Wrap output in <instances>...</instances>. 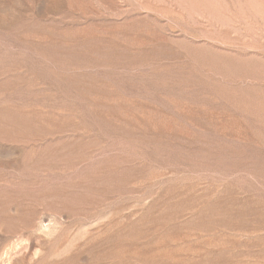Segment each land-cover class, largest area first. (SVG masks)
Segmentation results:
<instances>
[{"label": "rangeland", "instance_id": "1", "mask_svg": "<svg viewBox=\"0 0 264 264\" xmlns=\"http://www.w3.org/2000/svg\"><path fill=\"white\" fill-rule=\"evenodd\" d=\"M0 264H264V0H0Z\"/></svg>", "mask_w": 264, "mask_h": 264}, {"label": "bare ground", "instance_id": "2", "mask_svg": "<svg viewBox=\"0 0 264 264\" xmlns=\"http://www.w3.org/2000/svg\"><path fill=\"white\" fill-rule=\"evenodd\" d=\"M77 185V184H76ZM90 185V184H89ZM93 185V184H92ZM81 186H82V184H81ZM81 186H78V187H81ZM94 188V187H93ZM64 201V200H63ZM67 201V200H66Z\"/></svg>", "mask_w": 264, "mask_h": 264}]
</instances>
